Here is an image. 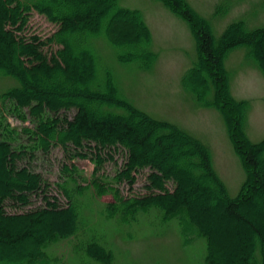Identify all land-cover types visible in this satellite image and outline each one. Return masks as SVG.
Wrapping results in <instances>:
<instances>
[{"label": "trees", "instance_id": "16d2710c", "mask_svg": "<svg viewBox=\"0 0 264 264\" xmlns=\"http://www.w3.org/2000/svg\"><path fill=\"white\" fill-rule=\"evenodd\" d=\"M167 1L179 5L178 0ZM32 10L56 24L51 35L31 30ZM115 16L131 21V26L116 28L111 35L120 60L146 62L145 57L154 54L147 26L139 12L120 0H0V78L12 77L16 82L0 87V264H60L50 259L49 249L69 237L77 239L78 254L98 264H115L114 250L91 232L93 227L82 215L80 198L91 186L99 197L113 196L101 209L112 220L129 222L140 211L156 209L164 220L180 217L183 227L193 221L208 241L204 264H220L218 256L226 257L227 264H264V214L256 212L258 200L264 207V139L251 146L238 131L239 104L228 95L222 65L224 52L243 44L264 71V42H258L264 29L244 32L234 26L217 47L206 24L192 18L191 11L185 14L195 28L211 80L208 86L215 95L206 103L220 107L232 119L237 129L233 143L247 167L240 192L230 198L211 170L209 150L202 141L131 105L107 75L96 76L95 40L107 38ZM6 110L29 121L21 131L24 139L22 134L18 139L9 136L3 118ZM53 146H60L70 161L80 157L95 164L91 179L74 163L63 165L67 178L76 182L57 184L66 201L53 193L51 180L31 165L37 150L46 153ZM116 153L122 155V162L112 181L118 183L115 186L111 180L102 181L100 172ZM143 169H149L147 192L125 195L119 185L126 183L133 192ZM201 184L223 199L221 211L212 213L205 203L195 201L203 190ZM221 220L233 223L230 243L225 237L211 242Z\"/></svg>", "mask_w": 264, "mask_h": 264}, {"label": "rangeland", "instance_id": "374dc122", "mask_svg": "<svg viewBox=\"0 0 264 264\" xmlns=\"http://www.w3.org/2000/svg\"><path fill=\"white\" fill-rule=\"evenodd\" d=\"M178 1L179 5L167 0H120L122 5L141 15L147 26V35L151 38L150 49L154 54L146 56V62L143 63L140 60L122 62L119 50L112 43V36H115L113 31L121 26H131V21L128 17L115 16L110 24L112 28L107 31V38L97 36L95 40L96 54L92 60L94 59L95 68L97 65L96 76L104 78L107 75L119 96L131 105L155 118L178 125L202 141L209 150L211 170L224 185L225 193L234 198L246 179L247 167L233 143L236 128H233L232 119L223 115L220 107L206 103L214 99L215 95L208 86L211 80L203 64L195 28L185 14L191 11L192 18L205 23L218 47L221 46L225 33L234 26L244 32L264 29V0ZM184 9H187V13L183 12ZM28 25L42 36L51 35L57 28L54 22L36 10H32ZM132 40L135 41L136 38ZM258 42H264V37ZM247 47L248 45L239 44L228 49L223 54L222 65L228 95L235 105L236 102L239 104L237 109L240 111V124L237 129L252 146L264 139V71L253 59L254 54L251 53L252 57L248 53ZM191 68L193 69L190 70ZM188 71L190 74H187ZM15 83L12 77L0 78V87L3 89ZM3 118L6 119L9 136L18 139L22 134L24 139L25 135L21 131L29 121H24L7 110ZM37 151L38 156L31 160V165L36 166L37 170L51 180L53 193L60 194L64 201L66 197L57 184L63 181L73 184L76 182L67 178L63 165L74 163L90 179L95 170V164L88 158L77 157L73 162L67 159L60 146H53L46 153L40 149ZM121 162L120 153L115 154V160L105 162L100 172L101 180H111L110 183L118 185L112 181ZM147 173L149 169L138 173L133 192L129 191L126 183L120 184L124 194L146 193ZM184 179L189 180L186 177ZM78 183L81 184V180ZM200 186L203 187L202 184ZM202 189L195 201L205 203L212 213L221 211L224 203L223 199L218 198V193L210 189L208 191L206 187ZM244 190H247L246 186ZM113 200V196L108 194L99 197L92 186L80 198L83 217L93 227L91 232L114 250L115 264L205 263L208 241L198 226L191 224L193 221L183 227L180 217L164 220L156 209L140 211L137 218H129V222L112 220L101 209L105 202ZM256 212L264 214V207L259 200ZM196 220L199 222L198 218ZM200 224L207 230L204 222ZM216 228L217 231L211 234V242L221 237L227 238L229 243L233 241L232 222L230 224L221 220ZM250 239L253 249V237L250 236ZM76 242L77 239L72 237L58 240L49 249L50 259L60 264H98L82 253L78 254L75 251ZM8 251L12 252L11 249ZM217 258L220 264H227L226 257Z\"/></svg>", "mask_w": 264, "mask_h": 264}]
</instances>
